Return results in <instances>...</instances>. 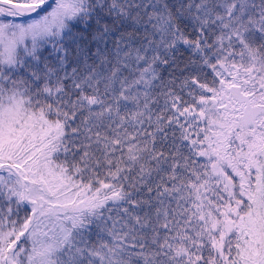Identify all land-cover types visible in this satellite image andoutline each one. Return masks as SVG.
I'll return each instance as SVG.
<instances>
[{
    "label": "snow or ice",
    "instance_id": "1",
    "mask_svg": "<svg viewBox=\"0 0 264 264\" xmlns=\"http://www.w3.org/2000/svg\"><path fill=\"white\" fill-rule=\"evenodd\" d=\"M0 264H264V0H0Z\"/></svg>",
    "mask_w": 264,
    "mask_h": 264
}]
</instances>
